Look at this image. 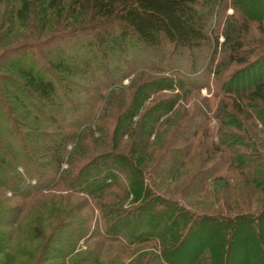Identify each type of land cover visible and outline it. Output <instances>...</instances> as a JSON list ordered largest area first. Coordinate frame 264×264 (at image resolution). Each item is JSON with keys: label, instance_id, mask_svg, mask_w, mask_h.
I'll use <instances>...</instances> for the list:
<instances>
[{"label": "trees", "instance_id": "1", "mask_svg": "<svg viewBox=\"0 0 264 264\" xmlns=\"http://www.w3.org/2000/svg\"><path fill=\"white\" fill-rule=\"evenodd\" d=\"M228 5L0 0V190L25 201L0 207V264H264L261 230L254 258L244 247L229 259L226 236L216 241L215 259L204 251L209 232L236 237L246 225L264 222V76L248 89L231 86L264 67V44L246 38L245 15L225 30L214 76L221 92L216 131L196 105L180 110L176 97L165 96L148 103L153 93L172 91L177 83L194 88L192 78L200 72L211 76ZM259 30L264 32V19ZM80 39L88 40L82 48L89 53L116 62L100 87L115 85L121 66H130L124 54L142 58L149 71L171 74L144 71L129 88L112 90L96 127L79 134L91 124L96 104L80 110L61 89L74 83L67 77L75 68L65 59ZM166 187L171 190L163 192ZM56 188L65 194H48ZM74 197L80 203L71 205ZM56 198L58 206L46 201ZM33 202L46 216L29 224L23 215ZM10 226L25 228L31 252L14 243ZM100 245L115 246L120 255L106 263Z\"/></svg>", "mask_w": 264, "mask_h": 264}, {"label": "rangeland", "instance_id": "2", "mask_svg": "<svg viewBox=\"0 0 264 264\" xmlns=\"http://www.w3.org/2000/svg\"><path fill=\"white\" fill-rule=\"evenodd\" d=\"M247 2L251 3L250 8H247V6H245ZM233 4H236L235 6H240V10L237 11ZM241 11H243V13H241ZM242 14H244L245 15L244 17L248 19L249 21L248 24L250 25V30H251L250 33L246 35V38L250 39L251 42L253 41L258 44L259 43L264 44V32L259 30V21L264 19V0H259L256 2H251L250 0H229V5L222 16L221 21L219 22L220 26H218L219 28L218 29L219 30L218 39H219L220 48L218 49V59L216 60L214 65H211V66L209 65V68H211L212 70L211 76L205 77L203 76L202 72H200L199 74L194 75V77L192 78L194 82L193 84L197 83L194 88H191V86L181 87L179 83H177L178 85H176L175 89H173L172 91L170 90L169 91H159V92L153 93V95H151V97L149 98L148 103H150L154 98H157L159 96H165L164 98L166 99L176 97L175 99H177L178 101L176 108L180 110H183L184 108H193V106L196 105L197 107L206 111L208 118H209L208 119L209 126L210 128L216 131L219 128V121L216 116L217 111L215 108L216 106L215 103H216V96L221 94V92L220 93L217 92L219 83L215 81L214 76L217 70L216 68L217 65L221 63L220 54L223 49L222 45L226 42V35H225L226 27L228 23L231 21L243 22L244 20L242 18L243 16H241ZM22 33L25 34L23 31ZM79 41H80L79 45H77L76 43L70 45L67 51L68 56L66 55L67 57L65 59L66 63L73 65L75 68L74 73L70 75V77H67V79L68 78L71 79L72 82L74 83L72 86L70 85L71 89H66V87L65 88L62 87L61 92L64 93V96L67 97L72 103L76 104L80 108V110L92 108L91 107L92 104L93 103L96 104L95 115L92 114V116H90L92 118L91 124L83 126L79 130V134H80L81 130L84 127H87V126L88 127L91 126L92 128L96 127L98 119L101 117V114L104 113L103 108L105 107L106 101L108 97L110 96V93L112 92V90H116V89L124 90V89L129 88L138 74L144 73V71H149V70H147L145 67H141L140 60L142 58L139 59L130 54H124L123 58H125V60L129 63L128 65L130 66L135 65V69H137V71L133 72L131 69L132 66L131 67L121 66V69L123 72L122 75L125 74V76L122 77V75H119L116 78L117 83L115 85H112L109 89H106L103 86L100 87L101 82H103V80L105 79L104 77L109 73L108 72L109 70L107 71V69L113 68V66L116 65V62L112 60L111 57H109L108 60H103L102 56H100L99 54L96 55L98 52L94 54L89 53L87 49L82 48V45L84 46L87 43H89L88 40L84 41L80 39ZM84 60L90 63L89 67H86L84 65V63L82 62ZM230 67H229V70H227L224 75L230 74V72L233 70V66L231 68ZM169 74H171V72H168L167 74H163L161 72H156V71L147 72V75L149 76L151 75L152 77L153 76L159 77L162 75H169ZM263 76H264V67H258L257 69H254L248 73L242 74L241 77H237V79L231 83V86L236 85L235 86L236 90L248 89V88H251L253 84H256L259 80L263 79ZM176 78H180V76L178 77L176 75ZM65 85L66 84H64L63 86ZM97 89H98V92H96ZM121 94L123 95L124 93H121ZM118 98L120 97L117 95V97H115V100L113 101L115 102L116 100H118ZM210 105H212V107H210ZM55 118L56 120H58L57 117ZM189 138H191L190 135H189ZM156 139L157 138L153 136L150 142H155ZM73 148L74 146H70L69 151H71ZM66 160H68V158H66ZM67 168H68V165L67 163H65L63 164L61 171L63 172ZM27 185H31V184L27 183ZM36 185H37V181H36V184L32 186H36ZM168 188L171 190L170 187H166L165 189H163V192L168 191L169 190ZM58 189L56 188L52 190L51 192H49L48 194H52V195L57 194L59 195L58 197L60 198L61 195L63 196L65 194V192H59ZM203 199L204 201H206V198H203ZM59 200L60 199L56 198L54 200L47 199L46 201L50 202L52 205L54 204L58 206ZM197 201H201V200L197 199ZM23 202H25L23 201V199L20 200L16 197H13V193L11 191H8L7 193H5L4 191L0 190V207H2L1 209H5L6 207L12 208V207H15V205L23 204ZM78 202H79V199L75 197L70 200L71 205L76 204ZM39 203L43 204V201L41 202L39 201L38 204ZM38 204L37 203L35 204L34 202L28 203L29 211L27 210L28 212L23 215L24 222L27 219V222L29 224H32V222L36 220V218H44L46 216V215H43V212L40 209V207H38ZM261 206L263 205L260 204L259 207ZM28 223L26 224L28 225ZM259 224L260 225L255 224V226L253 223L246 225L245 226L246 229L240 230V233H238L236 237H234V235L230 237L228 236V233H225V235L220 234L219 236H215V234L211 235V233L209 232L205 240V243H204L205 244L204 251L208 253L207 254L208 259L210 260L215 259V255L217 251H219L218 248L216 249L215 247L218 244L216 243V241L217 240L218 242L221 241L220 240L221 237L224 238V236H226L227 240H230V244L228 246L229 259H231V257H236L237 255H240L242 251L244 250V247L246 248V252L252 258H254L255 253H257L255 242L256 244H258L259 242L257 241L258 238L256 237L259 234V232L257 234L256 231L261 230L260 236L262 235L264 238V232L262 231V228L264 227V222H260ZM7 228L8 229H6V232L8 233V235L9 234L11 235L14 232L13 240L16 245L18 246L21 245L25 247V249L28 250L29 252L32 251V248L34 249L33 246H30L26 241L23 240V236L26 233L25 228H23L22 230L23 232L18 231L20 227L18 228L16 227V229H12L10 226ZM97 241L98 240H96V243ZM119 250L120 249H118L115 246H113V248L112 247H102L101 245L97 246V251L103 254L104 258H106V263H108L113 258L117 259V257L120 255ZM211 253L213 256H211Z\"/></svg>", "mask_w": 264, "mask_h": 264}, {"label": "built area", "instance_id": "3", "mask_svg": "<svg viewBox=\"0 0 264 264\" xmlns=\"http://www.w3.org/2000/svg\"><path fill=\"white\" fill-rule=\"evenodd\" d=\"M28 183L31 185H34V184H36V181L33 180V181H29Z\"/></svg>", "mask_w": 264, "mask_h": 264}]
</instances>
